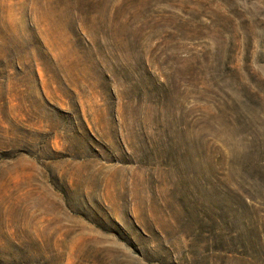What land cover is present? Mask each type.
<instances>
[{"label": "rangeland", "instance_id": "obj_1", "mask_svg": "<svg viewBox=\"0 0 264 264\" xmlns=\"http://www.w3.org/2000/svg\"><path fill=\"white\" fill-rule=\"evenodd\" d=\"M0 264H264V0H0Z\"/></svg>", "mask_w": 264, "mask_h": 264}]
</instances>
